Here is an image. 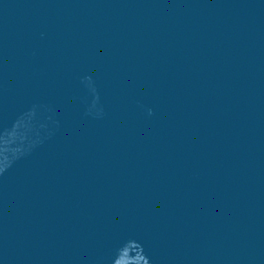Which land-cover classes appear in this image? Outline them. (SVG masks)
<instances>
[{"label": "water", "instance_id": "obj_1", "mask_svg": "<svg viewBox=\"0 0 264 264\" xmlns=\"http://www.w3.org/2000/svg\"><path fill=\"white\" fill-rule=\"evenodd\" d=\"M0 264H264V0H0Z\"/></svg>", "mask_w": 264, "mask_h": 264}]
</instances>
